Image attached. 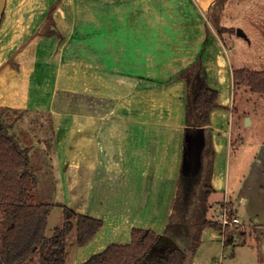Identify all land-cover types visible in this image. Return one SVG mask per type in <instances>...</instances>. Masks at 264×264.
<instances>
[{
    "label": "crops",
    "instance_id": "obj_1",
    "mask_svg": "<svg viewBox=\"0 0 264 264\" xmlns=\"http://www.w3.org/2000/svg\"><path fill=\"white\" fill-rule=\"evenodd\" d=\"M28 1L6 0L5 7L12 4L14 9L8 14L5 8L4 18L0 23V106L48 114L54 134L55 152L60 158L59 164L61 166L63 163L66 164L64 167L66 171L61 173L59 178L62 188L69 193L73 192L76 199L82 194L81 201L76 206L73 205V209L108 221L91 241L84 246H78V249L84 251V255L75 259L73 264H81L110 243L129 242L132 227H152L143 225L144 222L137 213L144 209H156L158 191L172 192L175 187L173 180H179L186 108L178 113L174 102L167 105L161 103V99L157 101L159 103L155 101L154 106L158 108L141 106L138 103L142 77L143 80L151 81V76L160 75L141 73V59L148 60L151 56L140 52L137 43L129 39V33H135L129 26H125L129 24L121 26L117 23L107 28L101 27L98 31H94L97 28L88 30L100 34L81 41L78 53L83 52L85 58L84 64H81L74 59L77 49L72 47L73 50L70 51L69 47L67 48L65 32L55 20L59 10L55 3L60 0H51L42 12L24 8ZM36 1L39 0H32ZM102 3L104 4L101 10L95 15L107 19L115 11L112 6L117 3L116 0H102ZM68 10L71 15L73 13L78 15L77 9ZM168 11L172 14L170 10ZM41 16L44 21L41 26H35V29L26 28L23 21V28L18 31L13 27L18 22L15 23L12 19L7 21L9 17ZM47 22L49 26H46ZM24 29L27 34L22 43ZM30 33L33 35L30 36ZM45 38L54 39L55 45L53 44L52 49H56L57 55L62 59L61 64L54 67L52 76L44 74L46 53L49 50H46ZM153 39L155 40V37ZM223 48L224 52L219 48L216 53L215 63L197 55L182 68L162 74L161 76H166L164 80L171 88L169 96H174V89L176 92H183L185 98V81L178 77V73L197 60H200L204 67L208 83L209 76L212 78L219 76L221 70L219 59L220 57L226 59L227 48L224 43ZM107 64L122 68L105 67ZM232 69L231 66L230 74ZM46 87H50L47 97ZM166 90L163 87L154 89L155 97L163 98V95L167 94ZM57 95L63 98L61 104L54 107ZM67 97L69 100L65 103ZM218 108L215 107L211 111L208 127L213 150L211 185L214 189L208 200L210 203L224 200L229 204H235L233 195L236 192L230 187L228 157L231 136L229 130L226 128L221 130L215 121ZM158 112L160 119L156 116ZM144 114L147 117L141 119ZM17 134L19 138V133ZM19 143L22 145L20 138ZM222 148L226 150L225 157L220 154ZM31 155L32 151H29L30 160ZM207 161V157H203V167ZM37 177L39 178V173ZM78 179L82 180L81 186H78ZM37 181V191L44 193L46 181L42 182L40 178ZM52 181L54 180L48 182ZM56 181H59L58 178ZM240 199L246 202L247 197L241 194ZM232 212L239 216L237 207H233ZM163 228L159 230L152 227L158 232H162ZM233 240L232 235L228 237L224 232L205 229L202 241L195 253L188 257L187 264H214ZM68 256L69 254L66 261Z\"/></svg>",
    "mask_w": 264,
    "mask_h": 264
},
{
    "label": "rangeland",
    "instance_id": "obj_2",
    "mask_svg": "<svg viewBox=\"0 0 264 264\" xmlns=\"http://www.w3.org/2000/svg\"><path fill=\"white\" fill-rule=\"evenodd\" d=\"M50 2L51 0L49 2L48 0L36 2L29 0L24 8L28 7L42 12ZM116 3L115 6H112L115 11L106 19L95 15L104 4L102 0H60L55 3L59 8L55 20L57 25L65 32L68 41L65 44L67 48L69 47L70 51L73 50L72 47L77 49L74 59L81 64H84L85 61L84 53H78L81 41L84 42L88 37L100 34L91 33L93 31L89 32L91 29L97 28L94 31H98L101 27L107 28L117 23L121 26L129 24L125 26H129L130 30L135 31V33H129V39L137 43L140 52H145L151 56L148 60L141 59V73L160 75L151 76V81L143 80L142 77L141 91L137 98L141 106L158 108L154 104L161 99V103L164 102L167 105L174 102V107L176 106L178 113H180L185 107L183 92L179 93L173 89L174 96L170 97L171 88L168 87V82L164 80L166 76L161 75L182 68L189 61L194 60L197 55L205 58L206 61L209 60V62L215 63L219 48L224 52L223 43L226 46V59L221 57L219 59L221 68L219 76H213V78L209 76V83L213 84L210 87L216 90L217 101L220 105L216 109L217 118H215V121L222 128L221 130L224 128L229 130L228 133L231 136L228 149L230 187L236 192L233 195L236 203L229 204L228 201L224 200L217 202L212 201L213 199L210 203L208 200L207 217L220 220L224 207L228 208L229 214L232 212L233 207H237L239 216L236 214H233V216H237L247 224L237 226L227 224L228 227L225 228L224 235L232 233L234 240L225 247L220 254V258H217L214 264H264V144H262L264 139V97L255 94L250 95V92L248 93L243 86L238 87L233 95L230 74L231 66L233 68L247 67L253 70H264V0H118V2L116 0ZM5 8L8 14H11V10L14 9L12 4H8ZM68 9L75 11L77 9L78 15L76 13L71 15ZM85 9L87 12L84 11ZM11 19L15 23L18 22L13 26L18 31L22 30L23 21L26 28L39 27L44 21L42 16L9 17L7 21ZM46 24V26L50 25L49 22ZM221 26L222 32L220 34L217 29ZM223 26L226 28L231 27L232 30L225 31ZM142 29L148 31L144 32ZM239 30L241 34H239ZM26 34L25 32L22 43H24ZM32 35L30 33V36ZM153 37H155V40ZM52 39L45 38L46 50L49 49L45 58V76H52L54 67L60 65L62 60L59 58L60 55H57V50L52 49L54 48V39ZM116 66L105 65V67L113 69ZM117 67L116 69L122 68V66ZM161 87L167 89V94L163 95V98L159 96L156 98L154 89ZM49 90L50 87L45 88V97L49 95ZM62 98L63 96H58L54 100V107L61 104ZM65 99L66 103L69 98ZM113 102L116 104L115 101ZM231 107H234L235 110ZM15 110L7 112L6 116L10 121L13 118L16 119L14 127L19 133L22 145L31 147V168L37 174L39 173L42 182L46 181L43 187L44 193L35 192L37 201L53 204L60 201L73 208V205L76 206L81 201L82 194L76 199L73 192L69 193L62 188L59 178L61 173L66 171L64 169L66 164L63 163L62 166L59 164L60 158L54 148V134L50 117L41 111ZM159 113L156 115L157 119H160ZM114 116L116 117V114ZM145 116V114L142 115L141 119ZM151 118H153V115ZM71 135L73 136V134ZM73 141L74 138H72ZM204 144L205 133L203 134L201 129L184 134L182 150L184 154H181L186 159L185 168L189 165H193V167L197 165L196 162H192V154L202 156V151L205 148ZM208 150L207 148V152L210 153ZM225 153V148H222L220 150L221 156L225 157ZM186 171L188 170L186 169ZM57 178L59 181H56ZM51 180L54 181L48 182ZM190 181L188 183L189 188L185 187L183 181L179 179L173 180L175 187H173L172 192L158 191L156 197L157 208L154 210L144 209L137 213L140 220L144 222L143 225H151L154 229L161 230L163 225L165 226L172 209L183 207L180 201L187 189L189 190L187 195L190 198L188 205L192 199L193 202L197 200L196 197L201 187L200 182H197L196 178ZM77 182L78 186L82 185L81 179H78ZM241 194L247 197L246 202L240 199ZM49 213L47 233L51 234L54 227L63 224L64 212L62 207L53 206ZM100 219L103 224L108 222L103 218ZM74 230L75 226L73 225L67 234L66 257L69 254L67 264H73L75 259L84 255V251L78 249L75 243ZM242 231L245 233L244 236L240 234Z\"/></svg>",
    "mask_w": 264,
    "mask_h": 264
},
{
    "label": "trees",
    "instance_id": "obj_3",
    "mask_svg": "<svg viewBox=\"0 0 264 264\" xmlns=\"http://www.w3.org/2000/svg\"><path fill=\"white\" fill-rule=\"evenodd\" d=\"M3 18L4 13L1 21ZM223 29L232 30L224 26ZM217 30L221 34L222 26ZM231 76L233 95L238 87L243 86L250 95L264 97V70L233 68ZM178 77L184 79L186 88L183 145L184 134L198 129L205 133V148L197 176L201 185L197 200L193 202L192 199L188 205L187 189L180 201L183 207L172 209L163 232L148 227H132L129 242L110 243L81 264H187L188 257L195 253L202 241L205 229L222 232L221 221L207 217L208 197L214 190L211 185L213 150L208 127L211 111L220 106L217 92L208 85L200 60L181 70ZM9 111L16 110L0 106V264H66L70 227L75 226L76 245L84 246L93 239L103 222L63 203L37 201L38 178L30 165L31 147L19 143L14 130L16 119L10 121L6 116ZM203 157L208 160L205 167ZM179 179L189 188V182L181 172ZM53 206L62 207L64 220L48 235V215ZM233 214L228 213L229 217ZM240 234L245 235L244 231ZM231 235L227 234L228 237Z\"/></svg>",
    "mask_w": 264,
    "mask_h": 264
},
{
    "label": "water",
    "instance_id": "obj_4",
    "mask_svg": "<svg viewBox=\"0 0 264 264\" xmlns=\"http://www.w3.org/2000/svg\"><path fill=\"white\" fill-rule=\"evenodd\" d=\"M5 4H6V0H0V23H1V19H2V16H3V13H4V8H5ZM239 34H241V31L239 30ZM184 154V153H183ZM194 154H192L193 156V159H192V162H196V166L193 167V165H189L188 167L185 168V165H186V159L183 157L182 155V163H181V173L183 174V176H185V178L187 179V181L190 183L191 179H197V176L200 172V169H201V156L199 157L198 156H194ZM186 169L188 171H186ZM187 172V173H185Z\"/></svg>",
    "mask_w": 264,
    "mask_h": 264
},
{
    "label": "built area",
    "instance_id": "obj_5",
    "mask_svg": "<svg viewBox=\"0 0 264 264\" xmlns=\"http://www.w3.org/2000/svg\"><path fill=\"white\" fill-rule=\"evenodd\" d=\"M226 204V203H224ZM221 219V223L223 225V229H222V232L225 231V225L227 226V224H230V225H246L247 223L245 221H241L240 218L236 217V216H232V217H229L228 215V208L224 207L222 212H221V215H220Z\"/></svg>",
    "mask_w": 264,
    "mask_h": 264
}]
</instances>
